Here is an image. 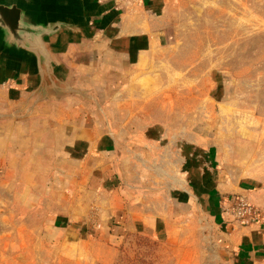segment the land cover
<instances>
[{"label":"rangeland","instance_id":"374dc122","mask_svg":"<svg viewBox=\"0 0 264 264\" xmlns=\"http://www.w3.org/2000/svg\"><path fill=\"white\" fill-rule=\"evenodd\" d=\"M162 16V43L141 70L93 90L102 132L136 144L151 131V147L126 177L116 170L111 191L80 200L48 168L0 167V264H223L220 234L187 192L196 164L177 144L213 138L226 175L264 184V0H164ZM239 200L260 212L255 225L236 220ZM222 218L254 229L264 211L236 194ZM146 220L153 232L139 230Z\"/></svg>","mask_w":264,"mask_h":264},{"label":"crops","instance_id":"0c3cea01","mask_svg":"<svg viewBox=\"0 0 264 264\" xmlns=\"http://www.w3.org/2000/svg\"><path fill=\"white\" fill-rule=\"evenodd\" d=\"M163 6L164 0H39L33 11L37 20L60 25L47 43L52 81H41L30 58L0 43L7 50L0 47V167L40 174L48 168L54 171L52 182L67 185L74 200L92 195L95 187L111 191L119 179L116 170L126 177L131 156L151 147V131L136 144H121L115 134L102 132L101 103L93 90L100 79L119 81L141 70L162 43ZM214 141L177 144L187 165L196 164L192 178L183 167L187 192L220 234L221 263L264 264V224L234 229L222 218L224 198L236 194L264 211V184L226 175ZM200 154L201 166L195 161ZM145 222L139 230L153 232L151 221Z\"/></svg>","mask_w":264,"mask_h":264},{"label":"water","instance_id":"95a60500","mask_svg":"<svg viewBox=\"0 0 264 264\" xmlns=\"http://www.w3.org/2000/svg\"><path fill=\"white\" fill-rule=\"evenodd\" d=\"M38 1L0 0V43L14 54L30 58L40 80L51 82L53 61L47 43L57 35L60 25L37 20L33 11Z\"/></svg>","mask_w":264,"mask_h":264},{"label":"built area","instance_id":"2783aa9c","mask_svg":"<svg viewBox=\"0 0 264 264\" xmlns=\"http://www.w3.org/2000/svg\"><path fill=\"white\" fill-rule=\"evenodd\" d=\"M233 205L236 208L233 214L235 215L236 220L240 224L246 225L252 223L246 226L240 225L241 227H248L255 225L256 224L255 221L258 220V218L261 216L260 212L256 208L252 207L245 201L239 200L237 201V203H234Z\"/></svg>","mask_w":264,"mask_h":264}]
</instances>
